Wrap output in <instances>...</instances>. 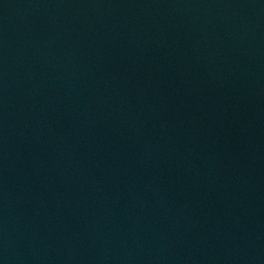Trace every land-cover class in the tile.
<instances>
[{
  "label": "water",
  "instance_id": "1",
  "mask_svg": "<svg viewBox=\"0 0 264 264\" xmlns=\"http://www.w3.org/2000/svg\"><path fill=\"white\" fill-rule=\"evenodd\" d=\"M0 264H264V0H0Z\"/></svg>",
  "mask_w": 264,
  "mask_h": 264
}]
</instances>
